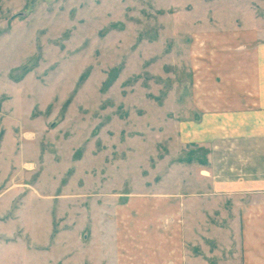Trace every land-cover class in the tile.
Returning <instances> with one entry per match:
<instances>
[{"label": "rangeland", "instance_id": "1", "mask_svg": "<svg viewBox=\"0 0 264 264\" xmlns=\"http://www.w3.org/2000/svg\"><path fill=\"white\" fill-rule=\"evenodd\" d=\"M260 28L264 0H0V264H119L163 209L228 210L210 102Z\"/></svg>", "mask_w": 264, "mask_h": 264}, {"label": "crops", "instance_id": "2", "mask_svg": "<svg viewBox=\"0 0 264 264\" xmlns=\"http://www.w3.org/2000/svg\"><path fill=\"white\" fill-rule=\"evenodd\" d=\"M256 32L240 46H229V97L210 102L216 135L227 138L212 148L210 167L218 175L213 184L223 186L229 209L219 216L214 209L199 211L200 224L192 227L182 224L179 213L176 223H166L163 209L146 231L134 230L157 233L146 256L119 264H264V30ZM223 213L224 225L207 218ZM189 245L197 247V255H189Z\"/></svg>", "mask_w": 264, "mask_h": 264}]
</instances>
